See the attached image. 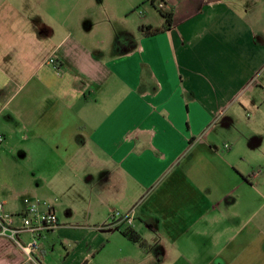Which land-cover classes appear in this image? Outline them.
<instances>
[{
    "label": "crops",
    "instance_id": "crops-1",
    "mask_svg": "<svg viewBox=\"0 0 264 264\" xmlns=\"http://www.w3.org/2000/svg\"><path fill=\"white\" fill-rule=\"evenodd\" d=\"M160 2L143 37L122 0H0V202L59 223L0 264H264V0Z\"/></svg>",
    "mask_w": 264,
    "mask_h": 264
},
{
    "label": "built area",
    "instance_id": "built-area-1",
    "mask_svg": "<svg viewBox=\"0 0 264 264\" xmlns=\"http://www.w3.org/2000/svg\"><path fill=\"white\" fill-rule=\"evenodd\" d=\"M49 63L54 65V60L50 59ZM4 137L0 135V145L3 143ZM227 147V146H226ZM20 219V224L15 225V218ZM110 219L114 225L130 226L133 223L132 213H121L115 211L111 214ZM59 228L58 218L52 206L36 200L28 201L26 210L21 215H11L5 213L3 204L0 202V235L11 239L17 247L24 252L30 259L33 254H40L42 245L37 237L46 232H51ZM28 233L31 239L27 243L19 240V235Z\"/></svg>",
    "mask_w": 264,
    "mask_h": 264
},
{
    "label": "rangeland",
    "instance_id": "rangeland-1",
    "mask_svg": "<svg viewBox=\"0 0 264 264\" xmlns=\"http://www.w3.org/2000/svg\"><path fill=\"white\" fill-rule=\"evenodd\" d=\"M105 1H107V2L111 1V5L116 7V6H120L119 3L121 0H105ZM87 2H88V0H83V1L82 0H67V7L71 9V8L76 7V6H83ZM150 2H151V0H122L123 6H125L123 8L128 9V11H129V9H131V8H129L132 6L131 3H133V5H135L134 8L128 12V17L130 18V20H131L130 22L132 25H135V23H137L139 20H141L142 18H145V17L148 18L147 23H151V25H159L156 22L159 20V15H158L159 13L156 10V8H154V6L151 5ZM77 3H79V4H77ZM158 4L159 3H157L156 6H158ZM37 6H38V8L43 10L44 9V0H37ZM94 6L98 7V4H95ZM98 8H100V5ZM103 15L104 14L101 13L99 16L105 17V15L104 16ZM112 23L116 26L121 24L120 20L112 21ZM127 26L130 27V23H128ZM116 35H117L116 30H111L110 38L115 39L117 37ZM119 37L120 38H118V41L116 42V49L117 48L120 49V47H122L121 43L123 40L124 41L125 40L130 41L131 40L130 37H132V34L130 31L127 30L124 34L120 35ZM132 40H134V39H132ZM117 43H120V44H117ZM255 80H257V82L262 87H264V71H262L261 75L259 77L255 78ZM130 246H132V245H130ZM131 248H135V247H131ZM150 257H152V256H150ZM154 263L152 261H149L147 264H154Z\"/></svg>",
    "mask_w": 264,
    "mask_h": 264
},
{
    "label": "trees",
    "instance_id": "trees-1",
    "mask_svg": "<svg viewBox=\"0 0 264 264\" xmlns=\"http://www.w3.org/2000/svg\"><path fill=\"white\" fill-rule=\"evenodd\" d=\"M156 0H151V3L154 4ZM161 1V0H159ZM158 11L159 15L163 19V23L160 25H144L141 24L138 26V31L143 37H152L169 31L172 27V11L165 8L164 3L160 2L157 6H154ZM123 236L126 237L133 243H140L139 238L133 234L132 231H123Z\"/></svg>",
    "mask_w": 264,
    "mask_h": 264
}]
</instances>
